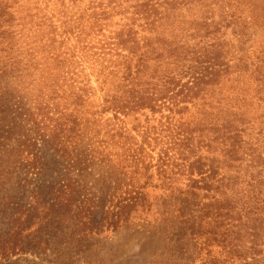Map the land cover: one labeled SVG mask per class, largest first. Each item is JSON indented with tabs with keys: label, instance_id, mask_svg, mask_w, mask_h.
Wrapping results in <instances>:
<instances>
[{
	"label": "trees",
	"instance_id": "trees-1",
	"mask_svg": "<svg viewBox=\"0 0 264 264\" xmlns=\"http://www.w3.org/2000/svg\"><path fill=\"white\" fill-rule=\"evenodd\" d=\"M253 7L0 0V258L68 215L81 246L155 224L190 264H264Z\"/></svg>",
	"mask_w": 264,
	"mask_h": 264
},
{
	"label": "rangeland",
	"instance_id": "rangeland-1",
	"mask_svg": "<svg viewBox=\"0 0 264 264\" xmlns=\"http://www.w3.org/2000/svg\"><path fill=\"white\" fill-rule=\"evenodd\" d=\"M243 0H241L242 2ZM254 7L253 16L257 45H264V0H244ZM256 45V46H257ZM51 165L54 163L50 160ZM53 174L45 172L38 179L41 184L52 180ZM21 197V196H20ZM9 216L0 214V235L9 231ZM76 225L70 216L63 219V226L56 233L45 237L47 246L28 241L23 254L8 261L0 258V264H190L192 259L172 255L166 233L158 225L146 228L129 226L117 232L95 237L89 245L81 246L72 241ZM198 262V261H197Z\"/></svg>",
	"mask_w": 264,
	"mask_h": 264
}]
</instances>
